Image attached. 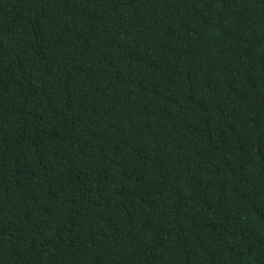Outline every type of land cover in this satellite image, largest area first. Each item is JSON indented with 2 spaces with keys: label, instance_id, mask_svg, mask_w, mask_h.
<instances>
[{
  "label": "trees",
  "instance_id": "trees-1",
  "mask_svg": "<svg viewBox=\"0 0 264 264\" xmlns=\"http://www.w3.org/2000/svg\"><path fill=\"white\" fill-rule=\"evenodd\" d=\"M0 264H264V0H0Z\"/></svg>",
  "mask_w": 264,
  "mask_h": 264
}]
</instances>
